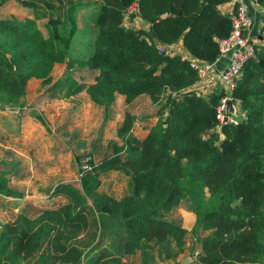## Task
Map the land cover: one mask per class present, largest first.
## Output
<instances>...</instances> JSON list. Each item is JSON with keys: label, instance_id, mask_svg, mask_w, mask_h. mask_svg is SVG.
Here are the masks:
<instances>
[{"label": "trees", "instance_id": "1", "mask_svg": "<svg viewBox=\"0 0 264 264\" xmlns=\"http://www.w3.org/2000/svg\"><path fill=\"white\" fill-rule=\"evenodd\" d=\"M19 1L33 9L34 16L25 22L0 18V33L12 42L10 50L0 49V100L5 102H17L25 95L30 78L46 77L55 63L65 60L77 28L74 0ZM227 1L101 2L93 52L79 60L80 66L98 70L95 83H80L68 64L64 74L47 88L49 97L65 99L85 89L95 104L104 106L108 118L116 94L124 95L126 103L140 94H147L153 103L164 96L161 108L167 114L144 139L129 137L124 159L118 154L104 159L80 177L79 188L60 185L57 191L67 197L66 204L43 210L34 218L19 214L3 224L0 264L11 260L30 264L33 259L35 264H80L83 252L72 243L73 236L94 227L105 232L108 245L92 264L122 263V258L148 243L171 245L180 253L188 231L165 219L181 199L180 181L195 189L206 188L209 194L210 204L196 214L193 230L210 234L201 239L193 264L262 263L264 44L256 45V57L244 63L231 91L244 118L222 125L221 140L215 131L216 107L225 91L197 95L191 87L199 77L189 61L179 54L165 55L156 45L182 39L192 56L215 60L218 40L231 30L230 15L218 9ZM254 1L264 5V0ZM134 3L149 24L147 30L124 25L125 11ZM60 7H64L61 19L56 15ZM46 14L50 16L45 24L47 37L38 42L34 22ZM7 45L4 42L0 47ZM133 123L134 116L125 113L118 137H128ZM110 170L130 177L128 193L119 198L99 191L100 175ZM0 194H14L1 176Z\"/></svg>", "mask_w": 264, "mask_h": 264}, {"label": "crops", "instance_id": "2", "mask_svg": "<svg viewBox=\"0 0 264 264\" xmlns=\"http://www.w3.org/2000/svg\"><path fill=\"white\" fill-rule=\"evenodd\" d=\"M238 1H242L248 6V13L251 18L250 34L258 44H264V5H260L254 0H228L218 5V9L220 12L229 15ZM148 26L149 24L142 19L141 29L147 30ZM128 27L133 28L132 26ZM167 47L185 58L192 56L183 46L182 39L168 44ZM226 63L227 60L224 58L219 60L213 71L202 80L197 81L191 89L200 90L204 93H211L216 89H226L225 85L217 78L218 72L224 69ZM39 80L33 77L28 80L25 95L20 98L21 100L19 99V103L18 101L5 102L0 100V176L6 182L7 187L14 192L13 195L0 194V228L3 224L12 222L19 214L34 218L43 210L56 209L66 204L68 202L67 197L57 191L60 185L70 184L76 188L80 187L79 184L73 183L79 171V164L74 156L76 153L74 151L75 145L70 144L63 147L59 134L51 133L55 128L54 123L56 125L63 123L67 121L70 114L82 110L80 119L83 120L84 124L87 125V122H91L95 116L99 121L106 120L110 128L113 126V122L117 126L120 125L125 113H129L134 116L130 137L142 140L150 128L159 119H164L167 114V109L161 108L165 102L164 96L160 102L153 103L147 94H140L131 102L126 103L124 95L116 94L111 106L114 114H110L105 119L103 107L101 105L94 106L96 104L90 101L85 93L86 90H83L73 95L74 97L51 98L47 103L36 102L33 108L40 109V114H43L35 117L32 114L33 108L26 104V100L36 96V93L30 92V85L35 81L39 82ZM81 97L84 100L81 101L79 99ZM99 107L102 108V112ZM233 109L235 111L234 119L242 120L244 112L236 100L233 101ZM137 114L138 116H136ZM48 129L50 133H48ZM215 131L222 138L220 128L216 127ZM92 137L86 140L89 141ZM50 140H55L56 144ZM58 148L65 150L58 151ZM108 172L100 175L99 191L114 196L108 193V189H100L105 174ZM122 177L126 178L124 179L126 182L125 189L128 193L130 177L123 172ZM112 184L114 183H109L110 186ZM121 196L114 197L119 198ZM178 210L184 217V226L182 227L189 231L194 226V217L181 208ZM187 218L189 219L186 220ZM199 250L200 248L193 254H197ZM179 260H176V264H181L182 261Z\"/></svg>", "mask_w": 264, "mask_h": 264}, {"label": "rangeland", "instance_id": "3", "mask_svg": "<svg viewBox=\"0 0 264 264\" xmlns=\"http://www.w3.org/2000/svg\"><path fill=\"white\" fill-rule=\"evenodd\" d=\"M102 1L103 0H74L76 4L74 18L77 28L73 36L70 38L71 44L69 48V54L63 62L55 63L46 77L37 78L40 79L39 82L35 81V83L30 85V92L36 93L35 97L26 100V104H28L30 107L33 108L38 101L44 103L49 102V99L51 98L49 97L47 88L56 79H58L59 76L61 77L62 74H64V71L67 70L68 64L69 67H71V72L73 73L74 78L80 83L85 85L95 83L98 70L80 66L79 60L83 59L84 57H89L93 52V43L97 34L95 19L99 13L100 4ZM38 12L40 13V11ZM63 13L64 7H60L56 15L59 19H61L63 17ZM33 16L34 10L23 7L19 0H0V18H9L19 22H25L27 19H33ZM49 17L50 16L46 14L34 22L33 35L35 40L38 42L47 37L45 24L49 22ZM141 22L142 18L140 17L139 12L130 13L124 16V25L126 27L132 26L133 28L138 29L141 28ZM69 26V23H66L67 33L70 30ZM4 42L8 45L2 46L0 49L10 50L9 46L12 45V42L0 33V46ZM70 60L73 62L72 65H70ZM85 93L90 98L88 92L86 91ZM79 99L81 101L84 100L82 97ZM20 100H18V103ZM90 101L93 103L91 98ZM94 106L100 105L96 104ZM111 106L109 107V113L107 116L114 114L113 107ZM102 107L104 110V106ZM99 108L102 112V108ZM81 113L82 110H78L74 114H70L67 118V121H64L58 125L54 123L55 128H53L51 132L54 134H59V138L62 140L63 147L70 144L75 145L74 151H76V153H74V156L79 166L83 162L82 159H89L90 170L86 171L89 172L101 161L111 157L114 154H118L124 159L127 155L126 147L124 146L123 138H119L117 135V130L120 125L117 126V124L113 122V126L109 128L106 120L99 121V119L95 116L91 119V122L88 121L86 125L83 123V120L80 119ZM32 114L37 117L39 115L42 116L43 113L40 114V109L33 108ZM234 115V109H232L231 112H228L229 118L234 119ZM105 116L106 111L104 110V118ZM136 116H138V114ZM50 129L52 128L50 127ZM48 133H50L49 129ZM91 136H93L92 139L87 141L86 139H89ZM129 137L130 135L128 136V139ZM50 141L56 144L55 140ZM62 150L65 149L58 148V151ZM105 175H108V177H103L104 181L102 188H100L101 190L108 189V193H111L117 197L126 193V182L124 180L126 178H121V171L112 170ZM79 180L80 176L78 171L73 183L79 184ZM109 183L114 184L110 186ZM179 185L182 190L179 204L169 214L165 215V219L184 226V217L181 215L180 210L178 209H183L184 211L192 214L194 219H196V214L204 212L206 208L205 205L207 203L210 204V201L206 188L195 189L182 181L179 182ZM87 202L88 204H91V200L89 198L87 199ZM188 219L189 218L186 220ZM193 229L194 226L186 234L185 246L183 251L180 253H176L175 249L171 245L165 246L148 243L144 248L138 250L137 253L130 255L127 258H122L124 259L122 260V263L110 262L109 264H176V260L178 259H180V262H183H181V264H193L198 257L197 254H193L194 251L200 248L201 239L210 234V232L207 230L194 231ZM72 243L79 245L82 249L83 257L80 264H92L93 258H95V256H97L101 250L107 247L108 237L105 235L103 230L94 227L90 228L88 231H81L77 233L75 236H73ZM105 261L106 260H101V262ZM8 264H23V262L21 260H11L8 262ZM30 264H35V260H31ZM261 264H264V261H262Z\"/></svg>", "mask_w": 264, "mask_h": 264}, {"label": "built area", "instance_id": "4", "mask_svg": "<svg viewBox=\"0 0 264 264\" xmlns=\"http://www.w3.org/2000/svg\"><path fill=\"white\" fill-rule=\"evenodd\" d=\"M138 4L134 3L125 11V15L130 13H138ZM231 17V30L227 37L218 40L219 53L218 56L213 61H204L194 56L188 58L183 57L189 61L190 67L195 70L198 75V80H202L209 73H211L219 60L222 58L227 60V63L222 71H219L217 78L221 81L225 88V96L222 97L216 107V118L218 120L217 127L220 128L227 122L236 124L238 120L229 118L227 110V100L232 99L231 91L236 80L241 74L242 67L244 63L252 58L256 57V39L250 34L251 18L248 13V6L242 2L238 1L235 8L230 12ZM168 44H159L158 49L165 55L173 56L178 54L174 52L169 47ZM180 55V54H179ZM196 81V82H197ZM197 95L208 94L201 92L200 90H194ZM128 137L123 139L124 146L126 147V142ZM82 164L79 166V176L81 177L86 171L90 170L89 159H82ZM198 254V253H197Z\"/></svg>", "mask_w": 264, "mask_h": 264}, {"label": "water", "instance_id": "5", "mask_svg": "<svg viewBox=\"0 0 264 264\" xmlns=\"http://www.w3.org/2000/svg\"><path fill=\"white\" fill-rule=\"evenodd\" d=\"M232 109H233V101L231 99H228L227 100V110L231 112Z\"/></svg>", "mask_w": 264, "mask_h": 264}]
</instances>
